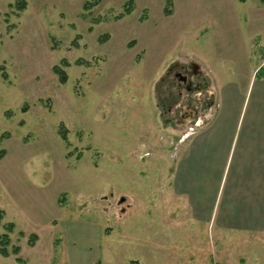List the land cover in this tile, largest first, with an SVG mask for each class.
<instances>
[{"label":"rangeland","instance_id":"1","mask_svg":"<svg viewBox=\"0 0 264 264\" xmlns=\"http://www.w3.org/2000/svg\"><path fill=\"white\" fill-rule=\"evenodd\" d=\"M19 1L0 0V236L20 252L0 264H264V230L194 222L170 179L212 91L254 105L264 0ZM182 67L206 81L191 102Z\"/></svg>","mask_w":264,"mask_h":264},{"label":"crops","instance_id":"2","mask_svg":"<svg viewBox=\"0 0 264 264\" xmlns=\"http://www.w3.org/2000/svg\"><path fill=\"white\" fill-rule=\"evenodd\" d=\"M253 91L254 105L245 111L236 90L212 91L213 115L179 140L171 188L194 222L215 215L222 228L264 230V77L254 79Z\"/></svg>","mask_w":264,"mask_h":264},{"label":"flooded vegetation","instance_id":"3","mask_svg":"<svg viewBox=\"0 0 264 264\" xmlns=\"http://www.w3.org/2000/svg\"><path fill=\"white\" fill-rule=\"evenodd\" d=\"M193 69V71L195 72V66H191ZM193 72V74H194ZM192 74V77H197L198 75H193ZM190 73H186V71L184 70V67L181 68V70L179 72H176L174 73V78L177 82V87L175 89H177V91L179 90V88H185V93H186V98L187 100L191 102V100L193 99L192 97L193 96H196L198 95L200 92H203L205 90V84H206V81H202V83L199 81V80H191L189 79L190 78ZM179 92V91H178ZM177 96H181V92L178 93ZM192 98V99H191ZM177 100H178V97L174 100H172V107L177 103ZM208 101L209 100V97H208ZM212 103V102H211ZM207 106V107H206ZM211 107V106H210ZM208 108V109H207ZM209 105L205 104V110L207 111V115H209ZM188 111L184 112V115L182 117V125H186L187 124H190V121L191 119L195 116V111H193L191 108L187 109ZM208 118V116H206L205 120ZM204 120V121H205ZM174 123V122H172Z\"/></svg>","mask_w":264,"mask_h":264},{"label":"trees","instance_id":"4","mask_svg":"<svg viewBox=\"0 0 264 264\" xmlns=\"http://www.w3.org/2000/svg\"><path fill=\"white\" fill-rule=\"evenodd\" d=\"M239 3H245L246 0H237ZM16 8L19 10H23L25 8V3L24 0H20L19 2L16 3ZM53 73L58 76L59 82L61 84H64L66 82V75L64 72L59 68V67H53ZM2 218V211H0V221ZM12 225H8L6 228L8 230H11ZM32 240H35V236L31 239V245H32ZM9 244V237L7 235L0 236V256L7 258L9 257L10 254L12 255H17L20 252L19 247H14L12 248L11 252H9L6 249V246ZM19 260V259H17ZM99 264V262L95 263Z\"/></svg>","mask_w":264,"mask_h":264}]
</instances>
